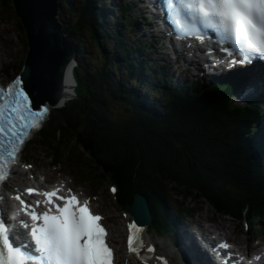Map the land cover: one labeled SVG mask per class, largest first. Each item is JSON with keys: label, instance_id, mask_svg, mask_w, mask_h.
<instances>
[{"label": "trees", "instance_id": "trees-1", "mask_svg": "<svg viewBox=\"0 0 264 264\" xmlns=\"http://www.w3.org/2000/svg\"><path fill=\"white\" fill-rule=\"evenodd\" d=\"M7 2L5 0L6 5ZM62 6L66 7L65 11H62L63 23L76 45L79 57L78 70L74 71L79 86L76 88L77 97L55 109L42 128L41 137L45 141L68 149L70 157L72 156L70 159L87 162L93 171L99 172L101 167H111L113 164L125 170L130 176L129 179L146 191L147 187H152V182L161 185L164 178L178 176L181 165L173 167L170 171L167 162L179 161L184 147L192 157L196 158L197 154L205 158L196 167V180L186 187L190 192L200 186L209 192L210 188L202 184L201 180L205 177H220L222 170H228L245 181L256 182L255 174L249 173L245 163L239 160V148L245 139H248L247 120L253 118V106H231L230 91H226L218 93L220 100L217 97L204 101L191 99L187 101L181 113H174L172 106L168 107L167 114H160L153 111L150 105L143 107L135 104V117L125 120L121 117L111 119L107 108L109 97L104 98L105 93L99 88L98 82L103 80L110 89V94L121 98L116 90L121 92L123 87L114 84L110 73V68L113 69L112 65L116 61V53H106V64L100 72L94 74L88 82L83 81L79 72L86 73V77H89V69L87 56L79 42L83 38L78 34L82 27H88V30H85L93 34L97 30L99 36H117L118 32L103 29L105 26L97 21L101 17L92 0H87L85 6L79 5L78 14L82 12L86 17L75 15L76 18L73 19L74 17L70 16L72 0H62ZM92 12L94 14H90ZM16 23L17 35L24 45L23 28L19 21ZM131 52L126 51L125 57ZM20 66L21 60L13 69H19ZM126 94L131 96V93ZM191 110L192 115H182ZM175 137L182 140L173 143ZM205 140L209 144L200 146ZM54 145L51 146L55 150ZM189 181V178H185L176 182L181 184Z\"/></svg>", "mask_w": 264, "mask_h": 264}, {"label": "snow or ice", "instance_id": "snow-or-ice-1", "mask_svg": "<svg viewBox=\"0 0 264 264\" xmlns=\"http://www.w3.org/2000/svg\"><path fill=\"white\" fill-rule=\"evenodd\" d=\"M167 19L176 34L202 38L201 29L215 32L226 53H238L242 61L251 57H264V0H163ZM17 77L7 87L0 88V136L8 134V146L0 141V181L6 178L5 163L14 161L18 143L26 129L38 127L46 109L33 112L29 94ZM35 190L27 188L26 192ZM56 191L45 192L51 204ZM21 206L25 202L19 197ZM64 199L63 206L54 205L42 213L30 212L31 225L21 221L24 239H18L12 225L0 219V264H113L112 249L106 242V230L98 223L99 216L92 215L73 196ZM75 205V207H74ZM23 210V208L21 209ZM138 222L129 224L127 244L129 251H138ZM222 247L227 248V244ZM148 251H152L151 245ZM157 259H162L157 257Z\"/></svg>", "mask_w": 264, "mask_h": 264}, {"label": "water", "instance_id": "water-1", "mask_svg": "<svg viewBox=\"0 0 264 264\" xmlns=\"http://www.w3.org/2000/svg\"><path fill=\"white\" fill-rule=\"evenodd\" d=\"M11 1L27 42L21 71L23 87L33 101V107L44 101L57 102L71 74L70 68L66 69L71 58L69 52H65L67 38L56 19L58 0Z\"/></svg>", "mask_w": 264, "mask_h": 264}, {"label": "rangeland", "instance_id": "rangeland-1", "mask_svg": "<svg viewBox=\"0 0 264 264\" xmlns=\"http://www.w3.org/2000/svg\"><path fill=\"white\" fill-rule=\"evenodd\" d=\"M0 24L1 26L5 25L6 29L5 30V34H6V38H7V44L4 43V45H0V69H4V65L7 66V72H9L10 68L12 67V65H17L20 62L21 57L23 56V51H24V46L22 48L21 45V41L20 38L17 35V30H16V24H15V18H14V14L12 12V10H10L7 6H3L0 3ZM4 26V29H5ZM1 37H4V35L1 34ZM5 38V39H6ZM84 40V38H83ZM86 42L83 41V44L86 45V50L88 52V56L95 62H98L101 60L102 55H101V51L98 48V46L94 43H90L88 42V39L85 38ZM109 44H113L112 41H107V45L106 47L110 48ZM2 73V72H0ZM127 109L123 108V105L121 104H114L111 103L110 107H109V111L110 114L113 116H117V117H127L129 115L128 112H126ZM123 120V118H121ZM33 138H35L33 136ZM31 153L33 156H35L38 160H40V162H36L37 165H43L46 167V165H44L42 160L48 161L45 152L43 151H39L37 146H34V149L31 150ZM101 175V174H100ZM121 177H124V174L122 172H120ZM85 178L92 182L93 184H89V183H85L86 187H89L90 185L94 186H98L97 189L98 191H95L96 195H99L107 201V203L109 204L111 213L109 215H113L112 214V209L113 207H115L114 203L112 201H110L102 192L106 191V187L103 186H99L100 181L98 178L93 177L91 175H87L84 174ZM101 191V192H100ZM100 210V209H99ZM114 217V216H113ZM230 224V223H227ZM230 226H232L230 224ZM123 230L120 224V235H122ZM239 235H241L240 233H237ZM120 237V236H119Z\"/></svg>", "mask_w": 264, "mask_h": 264}, {"label": "bare ground", "instance_id": "bare-ground-1", "mask_svg": "<svg viewBox=\"0 0 264 264\" xmlns=\"http://www.w3.org/2000/svg\"><path fill=\"white\" fill-rule=\"evenodd\" d=\"M7 1H10V0H7ZM5 26V25H4ZM4 26L0 24V45H4V43L7 41V38H6V34H5V30L6 29V26H5V29H4ZM1 34L4 35V37H1ZM6 38V39H5ZM74 86L75 84L73 83V80L71 78V74H70V77H69V81H68V84L62 94V97L59 101H57L56 103H61L63 100L66 101L67 98H69L70 96L73 95V91H74ZM69 143V142H68ZM78 149V148H77ZM71 150V149H70ZM70 152V151H69ZM71 154V153H70ZM82 154V153H81ZM83 155V154H82ZM70 157V156H69ZM72 157V156H71ZM70 157V158H71ZM84 158V157H83ZM86 158V157H85ZM87 163V162H86ZM110 222L112 223V225H110V228H111V235H110V240L112 241V245L115 246V248L117 249L118 252L122 253L123 255L125 254V251L123 250V241L124 239H122V243L120 242V239H119V236H120V224H121V221L119 219H116L114 217H111L110 218ZM147 236H145V234H140L139 236V240H140V243H138V247L139 249H142L146 246L147 244ZM244 255H245V251L244 249L241 247L239 249ZM210 255H206V259L207 261L208 260V257ZM123 260H125V256L123 258ZM154 259H152L150 261V263L153 261ZM127 261L130 262V264H135V260L132 259V256H128L127 257ZM258 263L262 264L263 262H260L258 261ZM209 264H213V261H210Z\"/></svg>", "mask_w": 264, "mask_h": 264}]
</instances>
